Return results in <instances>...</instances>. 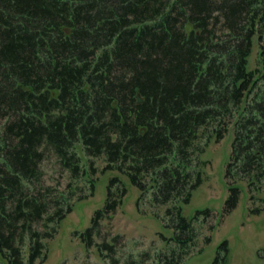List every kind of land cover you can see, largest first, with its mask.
Instances as JSON below:
<instances>
[{"label":"trees","instance_id":"16d2710c","mask_svg":"<svg viewBox=\"0 0 264 264\" xmlns=\"http://www.w3.org/2000/svg\"><path fill=\"white\" fill-rule=\"evenodd\" d=\"M254 37L261 68L249 69ZM230 128L225 211L236 206L243 181L250 200L260 194L258 212L264 0H0V254L7 264L45 257L43 240L55 227L32 228L49 208L48 187H37L40 164L52 153L72 178L87 174L78 143L93 173L90 157H103L102 170L127 174L152 191L156 205L173 202L166 211L178 252L157 264H177L194 228L175 202H188L200 183L190 170L198 142L221 140ZM124 193L108 190L81 234L86 246ZM70 210L66 203L46 215V228ZM98 246L114 249L107 241Z\"/></svg>","mask_w":264,"mask_h":264},{"label":"rangeland","instance_id":"374dc122","mask_svg":"<svg viewBox=\"0 0 264 264\" xmlns=\"http://www.w3.org/2000/svg\"><path fill=\"white\" fill-rule=\"evenodd\" d=\"M256 67L261 68V64L259 43L254 37L248 68ZM202 139L198 142L203 146L202 151L196 157L194 155L190 167L199 174L200 183L191 191L188 202H175L194 228L193 239L176 263L264 264V209L253 212L254 208L263 206L262 202L256 201L260 194L254 193L253 200H250L246 183L237 181L238 201L234 208L225 211L232 183L226 177L231 128L221 140L214 137ZM76 151L88 171L77 178H72L67 170L62 169L52 153H47L40 164L42 177L37 187H48L46 199L49 208L41 221L32 224V228L42 232L54 226L55 232L51 238L43 240L45 257L36 259L34 264H124L129 259H141L140 264H157L160 255L173 249L178 252L177 243L171 240L174 224L169 226L170 217L166 211L173 202L156 205L152 191L142 192L132 184L127 174L115 169L102 170L106 165L103 157H90L96 170L93 173L87 166L89 159L80 143L76 145ZM109 189L115 196H119L122 189L125 193L116 210L99 220L92 237L93 244L86 246L81 234L91 226L94 212L103 209ZM66 203L71 205V210L46 228L44 217ZM205 212H208V217ZM105 241L113 244L112 253L98 246ZM22 249L26 257L27 245L24 244ZM0 264H7L1 254Z\"/></svg>","mask_w":264,"mask_h":264}]
</instances>
